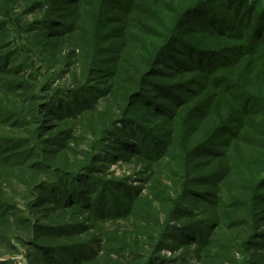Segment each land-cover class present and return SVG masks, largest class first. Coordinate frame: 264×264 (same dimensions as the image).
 <instances>
[{"label": "trees", "instance_id": "1", "mask_svg": "<svg viewBox=\"0 0 264 264\" xmlns=\"http://www.w3.org/2000/svg\"><path fill=\"white\" fill-rule=\"evenodd\" d=\"M1 251L264 264V1L0 0Z\"/></svg>", "mask_w": 264, "mask_h": 264}, {"label": "rangeland", "instance_id": "2", "mask_svg": "<svg viewBox=\"0 0 264 264\" xmlns=\"http://www.w3.org/2000/svg\"><path fill=\"white\" fill-rule=\"evenodd\" d=\"M120 167H122V168H120ZM112 170H116L117 173L120 174V173H122V171L126 170V167L125 166H116V167H113ZM1 254L3 256L0 257V260L11 261L12 264H25V260H24L23 256L12 257L11 255L5 254L3 251H1Z\"/></svg>", "mask_w": 264, "mask_h": 264}]
</instances>
